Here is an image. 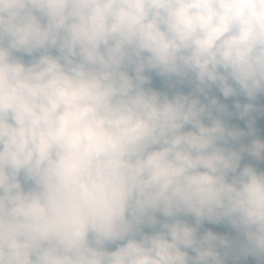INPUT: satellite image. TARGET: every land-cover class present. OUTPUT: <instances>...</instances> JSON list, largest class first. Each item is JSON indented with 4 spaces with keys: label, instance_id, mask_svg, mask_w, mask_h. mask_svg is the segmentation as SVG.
Instances as JSON below:
<instances>
[{
    "label": "clouds",
    "instance_id": "9594fccd",
    "mask_svg": "<svg viewBox=\"0 0 264 264\" xmlns=\"http://www.w3.org/2000/svg\"><path fill=\"white\" fill-rule=\"evenodd\" d=\"M258 100L264 0H0V264H264Z\"/></svg>",
    "mask_w": 264,
    "mask_h": 264
},
{
    "label": "trees",
    "instance_id": "16d2710c",
    "mask_svg": "<svg viewBox=\"0 0 264 264\" xmlns=\"http://www.w3.org/2000/svg\"><path fill=\"white\" fill-rule=\"evenodd\" d=\"M25 59H27V57H25ZM152 77L153 79H152L151 87L157 90H160V91H169V92L172 91L169 83L165 81L163 78L156 76L155 73L152 74ZM180 87L182 88L183 91L189 90L186 86H180ZM237 99L240 100L241 103L246 102V100L242 97H236L228 101H223L229 104V109L231 112V115H229L225 119H226L227 124L230 127H238V128L244 129L247 132L248 127H247V124L245 123V120H247L248 118L245 117L244 119H241L236 109L232 106L233 101ZM257 105L258 107L262 109V111L255 112L252 114V116L255 118V121H254L255 135H256V138L264 139V100H258ZM249 139H251V137L246 136L243 138V142L247 143ZM236 146L238 145H234V147ZM241 163H242V166L245 163H251L254 166H256L258 170H264V160H260V161L253 160L246 154ZM206 229L211 230L221 235H226L230 238H234L237 235L235 230L232 229L231 226L228 225L227 223L216 225V224H210L208 222H204L200 231L203 232ZM226 264H256V259L254 257H241L239 260H234L232 257H228L226 259Z\"/></svg>",
    "mask_w": 264,
    "mask_h": 264
}]
</instances>
